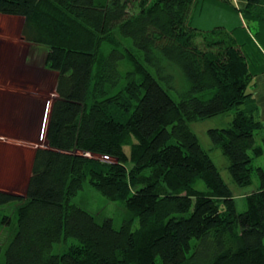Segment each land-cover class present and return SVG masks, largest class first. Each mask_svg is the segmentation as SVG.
Masks as SVG:
<instances>
[{
    "label": "trees",
    "instance_id": "16d2710c",
    "mask_svg": "<svg viewBox=\"0 0 264 264\" xmlns=\"http://www.w3.org/2000/svg\"><path fill=\"white\" fill-rule=\"evenodd\" d=\"M199 1L241 12L257 35L242 25L241 46L229 29L193 27L197 0H0V14L24 18V39L46 47L58 73L25 193L0 188V209L17 204L0 264H264V166L255 163L264 124L253 90L264 0L243 11ZM228 112L229 126L209 134L239 187L259 180L243 212L190 126ZM87 177L138 223L117 228L74 203ZM70 239L78 243L54 253Z\"/></svg>",
    "mask_w": 264,
    "mask_h": 264
},
{
    "label": "rangeland",
    "instance_id": "374dc122",
    "mask_svg": "<svg viewBox=\"0 0 264 264\" xmlns=\"http://www.w3.org/2000/svg\"><path fill=\"white\" fill-rule=\"evenodd\" d=\"M154 1V0H150ZM238 13H233L232 17L229 12H227L226 8L222 6L220 3L205 1L201 2L197 0V4H195L192 8L190 21L193 27L202 28V29H212L215 26L223 25L224 22L227 24L230 31H232L233 37L238 38V43L242 46L244 44V34L242 29V24L240 25L238 20ZM231 17V18H230ZM22 18V17H21ZM19 16H10V15H2L0 14V49H7L12 51L13 48L18 51V54L25 53L32 54L33 52L38 55V64L39 67L41 65H45L46 69L49 68L46 65V58L48 54V50L46 47L38 44H26V46H20L22 43L20 41V36L22 35L23 29V21ZM227 19H230L229 21ZM247 23V31L246 33L250 34L255 38L257 35V29H254L255 22ZM256 26V25H255ZM244 27V25H243ZM249 28V29H248ZM258 42V38H256ZM4 44H3V43ZM260 42V41H259ZM18 43V44H16ZM246 44H244L245 46ZM8 48H3V47ZM243 48V47H242ZM246 49V47H244ZM23 50V51H22ZM264 50V46H263ZM42 58V59H40ZM253 58V57H252ZM41 60V61H40ZM50 70V69H49ZM176 87H182L183 81L181 77H179L175 83ZM166 88L167 86L164 85ZM172 95L176 96L174 90H170ZM51 98V97H50ZM233 112H228L225 114L213 116L205 119H198L190 123L192 131L197 135L201 145L209 152L215 164L217 165L223 179L229 184L233 192L236 194V200L238 204V210L243 212L246 210L245 197L247 194L255 191L259 186V180L254 177L253 184L247 187H239L232 179L229 172L230 161L229 158L223 153L221 147L214 144L212 141L209 130L210 129H223L229 126V124L233 120ZM30 117H32L30 115ZM264 134V132H263ZM258 144H261L260 138L257 140ZM42 144L46 145V141H42ZM129 150V147H127ZM31 160L32 157L29 154L28 161L21 163V168L19 170V177L17 179H13L10 181L9 178H6V182H10L9 186H2L0 188L9 189L11 191H18L20 193H25L27 187V181L31 174ZM256 164L264 166V155L261 158L256 159ZM8 175H11L10 172H6ZM2 180L0 179V182ZM97 182H93L90 177H87L84 181L83 189L79 192V194L74 197L73 202L79 204L84 207L86 210L96 215L98 221L102 222L106 219H112L117 228H120L124 220H131L135 222V225L138 223L136 221V217H133L132 211H130L124 200L118 199L113 200L109 196L104 195V193L98 189L94 185ZM196 188L200 190H206V184L199 180L196 183ZM16 203H11L5 207L0 209V246L3 248V253L1 255V259L4 260L5 250L13 238L16 230H17V217H16ZM5 218H7L5 220ZM5 220V221H4ZM78 243L75 239H70L68 243L56 244L54 247V253L60 254L65 252L68 247L73 244Z\"/></svg>",
    "mask_w": 264,
    "mask_h": 264
},
{
    "label": "crops",
    "instance_id": "0c3cea01",
    "mask_svg": "<svg viewBox=\"0 0 264 264\" xmlns=\"http://www.w3.org/2000/svg\"><path fill=\"white\" fill-rule=\"evenodd\" d=\"M230 1L239 11H243L248 4V0ZM222 6L231 17L233 13H237L228 5ZM237 17L246 27L241 12ZM21 19L24 24V18ZM225 23L218 26L228 30ZM20 41V46L33 44L26 41L23 35L20 36ZM24 48V55L18 54L16 48L12 51L0 49V187L9 186L10 182H6V178L11 181L12 178L16 180L19 177L21 163L28 161L29 154L32 157V169L36 150L46 146L42 141L45 140L44 133L51 104L57 98L58 73L47 70L45 65L39 67L38 54H29L26 47ZM260 48L264 53L261 44ZM253 90L260 109V119L264 124V71L254 78ZM7 171L11 175H8Z\"/></svg>",
    "mask_w": 264,
    "mask_h": 264
}]
</instances>
